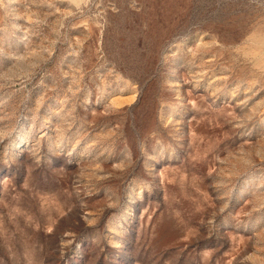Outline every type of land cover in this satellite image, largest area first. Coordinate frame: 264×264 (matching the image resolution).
I'll use <instances>...</instances> for the list:
<instances>
[{
    "label": "rangeland",
    "instance_id": "rangeland-1",
    "mask_svg": "<svg viewBox=\"0 0 264 264\" xmlns=\"http://www.w3.org/2000/svg\"><path fill=\"white\" fill-rule=\"evenodd\" d=\"M205 32L240 46L205 65L217 74L244 57L258 60L264 0H0V133L15 128L0 141V264H264V82L251 87L239 72L230 87L211 73L193 79L209 57L187 49ZM77 69L86 75L74 95ZM117 97L114 109L136 100L91 123ZM73 117L92 134L119 126V140L100 148L106 168L128 150L140 161L98 187L150 179L141 148L162 149L167 158L153 192L142 199L116 192L121 206L103 211L94 197L81 201L69 158L46 143L35 151L40 130ZM241 148L251 166L227 180L207 175L210 167L229 168L220 160ZM177 169L188 175L182 189L179 174L176 187L164 188V176ZM57 203L72 211L53 230ZM85 211L98 220L86 224ZM185 226L199 235L182 241Z\"/></svg>",
    "mask_w": 264,
    "mask_h": 264
},
{
    "label": "clouds",
    "instance_id": "clouds-1",
    "mask_svg": "<svg viewBox=\"0 0 264 264\" xmlns=\"http://www.w3.org/2000/svg\"><path fill=\"white\" fill-rule=\"evenodd\" d=\"M247 37L245 38V42ZM240 46H228L216 35H210L205 32L200 39H198L194 45L190 46L187 49V54L193 58L198 56H208L209 59L204 62V64L198 65L200 69L193 75V79L203 80L205 77L209 76L211 73L213 75V82H219L222 87H230L234 77L239 72L241 74L247 73V83L251 87L264 82V53L261 54L258 60L244 57L242 58L241 65L239 66H230L226 67L222 73L217 74L213 68L205 67L206 64H212L217 59H223L224 53L226 52H237ZM51 56V53L49 54ZM76 72L78 76L74 78L73 83L76 86L73 94L80 92L86 73L82 69H77ZM114 70H109L108 75H113ZM67 75V73L65 74ZM117 79L121 77L117 74ZM187 82V80L185 81ZM105 85V79L101 78L99 91L103 94ZM72 91V89H69ZM138 92H133L132 96L138 97ZM117 98L109 100L106 104L103 105L102 109L92 113L93 120L91 123H95L96 118L106 117L111 115L113 112L119 111L126 106H131L134 102L121 105L120 108L114 109L112 107V101ZM127 99V98H125ZM43 103L37 105L36 111H40V107ZM163 107V105H162ZM74 111V110H73ZM253 115L256 114L255 109L252 110ZM72 116L70 112L68 114ZM253 115L247 117V121L253 119ZM171 123V120L168 122ZM167 127V125H165ZM15 131V128H7L0 133V141L7 139ZM122 133L119 130V126L115 129L108 131H97L95 134L90 133L89 131H81L78 121L75 117L72 119L60 118L54 121L51 125L48 126V130H40L36 138L35 151L39 153L43 148L44 144H48L49 148L56 149L61 155H66L69 158V163L75 165L74 175L76 177V185L74 192L81 201L85 197H94L96 204L102 205L101 211L106 209H117L121 206V199L115 197L114 193L121 192H132L138 198L142 199L143 194L147 191L151 194L154 190L153 181L157 176L160 175V172L157 169V165L166 159L167 156L164 151H154L152 154H149L143 147L141 148V155L143 159V167L147 177L150 179H139L134 181L133 185L129 188L122 189L115 186L102 185L103 182L110 180L114 175L125 174L129 171L134 172L135 167L139 166L140 161H133L132 153L130 150L127 151L125 159L120 162L111 164L110 168H106L103 161L100 160V156L103 155V151L100 150L101 145L107 141H111L113 144L119 140ZM159 143V141H158ZM261 144H264V139L260 141ZM127 148V145H125ZM206 156V154H205ZM249 153H246L243 148L238 152L229 153L228 157L224 160H220L221 164H230L229 168H222L219 171L216 167H210L207 171L208 176H212L214 173L223 176L226 180L231 179L234 176L239 175V169L241 166H251L252 161L248 158ZM197 162H201L205 157L197 156L193 158ZM179 174L181 176V189L183 187V182L188 180V175L186 171H180L179 169L176 172H169L163 178V187L167 186L176 187L175 176ZM204 199L207 204L211 207L212 201L209 199L207 194H204ZM87 209L88 205L82 203L81 205ZM229 205L224 203L223 206L219 209L221 213L228 209ZM46 211V209H45ZM72 211V207L66 203H57L56 212L58 213L55 219H52L49 216V224L47 228H52L54 230L56 224L60 219L66 217L69 212ZM197 212L203 211V208L197 207ZM179 217V213L176 214ZM98 214L95 212L85 211L84 215L81 217L86 224L91 220H98ZM181 225H185L183 220H180ZM211 223V221H210ZM53 232V231H52ZM52 232H48L51 234ZM199 235L198 231L190 226H185L182 231L181 240L184 242H189L196 238Z\"/></svg>",
    "mask_w": 264,
    "mask_h": 264
}]
</instances>
